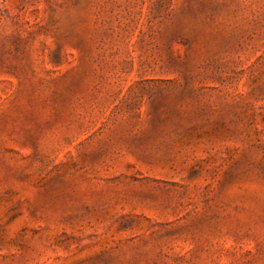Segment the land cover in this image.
<instances>
[{
  "label": "rangeland",
  "instance_id": "obj_1",
  "mask_svg": "<svg viewBox=\"0 0 264 264\" xmlns=\"http://www.w3.org/2000/svg\"><path fill=\"white\" fill-rule=\"evenodd\" d=\"M0 264H264V0H0Z\"/></svg>",
  "mask_w": 264,
  "mask_h": 264
}]
</instances>
